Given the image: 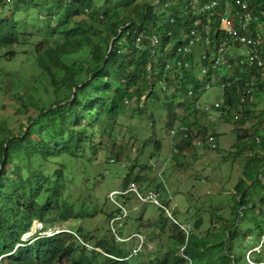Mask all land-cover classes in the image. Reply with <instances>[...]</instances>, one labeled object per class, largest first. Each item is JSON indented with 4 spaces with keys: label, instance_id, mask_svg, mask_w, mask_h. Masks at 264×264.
<instances>
[{
    "label": "trees",
    "instance_id": "obj_1",
    "mask_svg": "<svg viewBox=\"0 0 264 264\" xmlns=\"http://www.w3.org/2000/svg\"><path fill=\"white\" fill-rule=\"evenodd\" d=\"M112 1L108 0L102 6L98 0H48L41 5L36 4V0H0V50L13 47L20 40L21 21L14 17L16 12L9 17L4 15L6 9L14 7L21 12L34 8L35 11L41 10L47 15V19L43 21H34L31 18L29 24L37 27L38 21L43 22V26L37 30L39 38H44L47 44L44 47L38 43L35 53L37 64L46 74L51 88V97L40 102L44 104L42 107L40 103L32 102L33 98L28 96V100L24 101L25 97L18 94L21 102L16 115H27V124L18 122L16 130L5 121L0 125V264H65L66 260L69 261L68 264H131L130 259L139 255V251L136 255H131L136 246L129 250L124 247L125 244H119L112 234L93 235V249H87L74 235L68 233L50 237H39L36 234L27 240L22 236L34 229L35 221L43 222L44 227L55 222H66L68 227L78 232L75 229L77 222L73 221H79L86 216L93 217L91 214L75 213L74 204L65 199L66 161L82 159L87 150L97 156L102 149L97 140L98 136L103 134L107 142L110 141L117 119L130 106H134V112L139 116L148 115L153 120L154 115L150 113L152 109L147 103L161 100V95L166 99L168 97V103L173 105L168 110L170 131L177 122L178 126L185 124L191 128L199 123L201 118L198 116L205 118L204 111L197 106L199 97L207 91L204 86L228 83L226 78L213 82L206 75V79L202 78L200 83L194 82L192 89L182 97L179 96V102H174L178 86L185 80L197 78L191 70L184 67H176L175 72L174 68L165 71L166 60L170 55L158 54V61H155L152 54L154 47L149 38L154 33L164 36L171 27L174 28L173 34H176L180 27L190 25L189 17L183 12L188 0L181 1L179 6L175 4L174 8L171 7V2L161 0L158 5L164 10L161 14H156L155 7H151L157 0L141 5L138 0H126L114 8L108 4ZM249 1L253 13L260 9L264 11V0ZM167 3L170 6H166ZM171 18L175 19L174 23H171ZM260 22L264 23V16ZM214 24L218 25L216 21ZM139 36L143 37L141 47L137 46ZM114 38V45L109 52L111 40ZM159 48L161 50L162 47ZM259 50L264 58V35ZM174 51L173 47L171 57H174ZM87 52L85 60L76 56V59L68 61L69 57L77 53ZM15 55L14 50L6 53L8 58ZM204 64L209 65L206 60ZM261 70L263 73L264 65ZM236 74L241 80L233 83V79L232 87L226 88L224 92V101L232 105L235 111L239 107L246 82L257 77L258 90H263L261 86L264 85L259 80V71L253 67L243 70L237 67ZM161 80L167 83L166 89L160 85ZM111 81L116 82L120 89H115ZM156 85L159 87L158 93L155 92ZM199 85L203 88H199ZM168 90L173 91L170 97L166 95ZM45 91L48 92V89ZM144 96H147L145 105L142 100ZM247 103L249 104V99ZM31 107L38 113H31ZM176 109L187 111L189 115H179ZM242 114L238 122L244 124L251 112L243 111ZM192 115L196 117L194 123L189 122ZM233 115L232 118L235 117L234 113ZM256 118L254 131L264 128V111L260 118ZM198 128L204 134L208 130L202 125H198ZM262 135V140L255 143L259 154L255 153L245 164V175L248 167L249 171L254 168L256 180L264 179V133ZM192 139L191 134L187 138L180 137L181 143L177 147L179 154L184 148L193 147ZM242 140L239 135L237 145ZM240 153L241 150L237 151L235 156ZM256 161L262 164L254 166ZM135 169L136 164L130 166L123 190H127L132 183L138 187L148 183V191L160 192L162 204L165 205L168 195L163 196V191H159L161 186L149 189L154 182H150L147 176L134 177ZM246 181H249V186H246ZM254 186V180L245 178L239 181L236 186V196H240L237 201L239 205L231 209L233 219L210 231V235L217 230L224 233L225 241L218 244L222 249L221 253L227 252L223 264H250L238 257L232 244L236 241L244 244L247 238H252L256 243L264 237V217L260 216L261 212L264 214V190L258 198L253 199L248 195L247 187L251 189ZM246 208H251L249 210L254 218L253 227L241 229L239 218L246 216ZM201 225L200 219L195 226L200 228ZM83 239H86L85 236ZM176 240V245L171 249L161 251L160 255H154L146 261L144 258L137 264H194L195 259L202 258L208 252V237L199 238L191 231L187 234L183 232ZM95 247H100L105 252H100ZM182 248L183 253L180 254ZM73 252H77V255L73 256ZM156 257H159L158 262ZM239 258L241 262L238 261Z\"/></svg>",
    "mask_w": 264,
    "mask_h": 264
},
{
    "label": "rangeland",
    "instance_id": "obj_2",
    "mask_svg": "<svg viewBox=\"0 0 264 264\" xmlns=\"http://www.w3.org/2000/svg\"><path fill=\"white\" fill-rule=\"evenodd\" d=\"M47 1L36 0V4L41 5ZM107 1L98 0L102 6ZM125 1L113 0L108 4L109 7L114 8ZM155 1L138 0V4L154 3ZM164 1L171 2V7L174 8L175 4L179 6L181 1L187 0ZM163 11L162 6H155L154 12L156 14H161ZM13 12H16L14 17L17 21H21L19 25L20 40L13 47H5L0 50V125L5 121L8 126L16 130L19 125L18 122L28 123L27 115H16L17 107L21 102L18 100V94L25 97L24 101H27L29 96V98H33L32 102L40 103L42 99L51 97V88L46 74L37 64L35 53L38 43L44 47L47 44L44 38H39L37 30L43 26V22L38 21L37 27L29 24L31 18H34V21L36 19L43 21L47 19V15L45 16L41 10L35 11L34 8L29 11L18 12L14 7L6 9L3 14L9 17ZM260 30L264 35V23ZM172 42L174 44L175 40ZM12 50L16 52L15 57H6V53ZM76 56L85 60L88 52L87 54L77 53L69 57L68 61L76 59ZM262 59L264 62V58ZM155 60L157 61L158 58ZM201 68L202 66L192 71L197 80L194 78L191 81L185 80L178 86V94L174 98V102H179V96L182 97L185 92L192 89L195 86L194 82L200 83L203 78ZM221 72L227 73L228 69L222 67ZM259 80L264 82L262 70ZM111 83L115 89H120L116 82L111 81ZM46 88L49 93L45 91ZM261 88L263 90L257 89L253 92L249 104L245 106V111H250L251 115L245 119L244 124L234 122L230 118L229 120L222 119L220 126H212L209 123V133H214L219 140V150L217 151L211 150L208 145L206 147L195 146L191 142L193 147L184 148L179 154L177 147L181 140L179 137L171 135V125L168 124V110L170 107L172 109L173 105L168 103V97L166 99L161 95V100H153L147 103L148 107L152 109L150 113L154 115L153 120L148 115L139 116L136 114L132 105L126 113L117 119L110 141L107 142V138L105 139L103 134L98 136L97 140L102 149L97 156L87 150L82 159L66 161L67 168L64 172L66 179L65 199L70 204H74L75 213L93 215V217L86 216L79 221H73L77 222L75 229H78L80 238L83 239L85 236L86 239L83 241L87 249H92L89 246L94 244L93 235H114L112 232L108 233L111 231V220L109 219H111L113 212H121L119 207L122 205L129 211L127 210L128 217L124 219L125 221L123 220L119 234L128 237L140 233L142 240L139 244V238L134 237L123 243L126 245L124 247H128L129 250H132L134 246L140 250L137 257L130 259L131 264L140 263L144 258L146 261L154 255H160L161 251L171 249L176 245V239L180 234L183 232L187 234L191 231L196 233L199 238L208 237L210 241L207 254L202 258L195 259L194 264L225 263L227 252L221 253L222 249L218 245L225 241L224 233L217 230L210 235V231L218 229V226L221 227L228 223L227 220L233 219L231 209L239 205L237 201H239L240 196H236V186L241 179L254 180L255 186L251 189L247 187L248 195L253 199L258 198L264 190V179L256 180L257 174L254 168L249 171L248 167L245 175V164L251 156L257 153L258 149L255 143H257V139L262 140L264 133V128L254 131L253 126L256 123V117L260 118L264 111V85ZM155 92H159L158 85L155 86ZM172 94V90H168L166 93L169 97ZM222 97L223 90L219 83H216L199 97L197 106L201 109L206 104L214 105L216 102L222 101ZM142 100L143 105H145L147 96H144ZM43 105L40 103L41 107ZM174 106L177 107V104ZM30 110L31 113H38L33 107ZM181 111L177 110L179 115H182ZM184 117L187 116L184 115ZM198 118H201L199 121L205 123L206 118L201 116ZM189 122L191 121L189 120ZM175 127L178 128V122ZM194 127L195 125L191 129L193 130ZM239 135L243 140L237 145ZM157 141L161 144H158ZM239 150H241L240 155L235 156ZM134 164H136L134 177L147 176L150 182H154L149 189H156L160 185L159 191H163V196L168 195L170 197L165 198L167 200L165 205L168 206L173 217L178 221L177 225L165 210L152 203L140 201L135 193L124 197L115 194L123 191L124 180L128 175L130 166ZM253 164L259 166L262 163L256 161ZM147 166L150 168L145 169ZM246 183V186H249V181ZM148 185L147 183L139 186V190L143 194L148 193ZM249 209L251 208L244 210L246 216L239 218L238 224L241 229L253 227L254 218ZM260 216L264 217L263 212ZM200 219L202 225L200 228H196L195 224ZM55 224L67 227L66 222H55ZM35 225L38 226L37 221H35ZM181 226L188 230L184 231ZM74 236L80 242L76 234ZM260 239L258 241L259 244L263 243L262 248L260 245L255 246L258 241L255 243L252 238H247L244 244L241 243L242 241L234 242L232 244L233 251L238 252L239 256H236L245 259L250 264L257 262L264 264L262 261V258L264 260V237ZM183 249L179 251L180 254L183 253ZM244 252H246L245 255ZM72 255L76 256L77 252H73ZM155 260L158 262L159 257H156ZM238 261L241 262V259L239 258ZM68 263L69 261L66 260L65 264Z\"/></svg>",
    "mask_w": 264,
    "mask_h": 264
},
{
    "label": "built area",
    "instance_id": "obj_3",
    "mask_svg": "<svg viewBox=\"0 0 264 264\" xmlns=\"http://www.w3.org/2000/svg\"><path fill=\"white\" fill-rule=\"evenodd\" d=\"M166 6H170V4H166ZM183 12L189 17L190 25L180 27L176 34H173L174 28L171 27L166 30L164 36L160 33H154L149 38L154 47L152 51L154 59L158 58V54L169 53L170 56L166 60L165 71L174 68L173 72H175L176 67H184L193 71L195 68L202 66L201 72L204 79H206V75H209V79L213 82L226 78L228 83H223L220 86L223 90L222 101L216 102L214 105L206 104L202 106L201 110L204 111L206 118L205 123L199 121L193 130L184 124L179 125L178 128L174 125L171 135L187 138L191 134L193 136L191 142L195 146L206 147L208 145L211 150H217L219 140L216 135L209 133V130L205 134L202 133V129H199L198 125L209 128V123L212 126H220L222 119L226 120L229 117L234 122H238L242 117V112L245 111V106L248 104H246V101L248 99L250 101L253 92L258 89L257 77H253L245 83L239 107L236 111L232 105L224 101V92L226 88L232 87L233 83L241 80L236 74L237 67H240V70L255 68L259 71L260 79L261 68L264 65L259 50L262 45V34L260 32L262 23L260 20L264 16V11L260 9L253 13L250 10L249 0H188L183 7ZM170 21L174 23L175 19L171 18ZM214 21L218 25L214 24ZM173 40L176 42L175 46ZM142 42L143 37L139 36L137 46L141 47ZM160 46L162 47L161 50ZM173 47L175 48L174 57H171L170 52ZM205 60L209 65L204 64ZM222 67H226L228 72L222 73ZM233 79L235 81L232 83ZM160 85L163 89L167 88V83L162 80ZM204 87L210 89L212 86L207 84ZM199 88L203 87L199 85ZM237 92H239V89H237ZM229 113H231L230 116ZM233 113L235 114L234 118L231 117L234 116ZM181 114L188 116L189 112L181 111ZM189 120L194 123L195 116H190ZM131 193H135L140 201L152 203L165 210L174 223L178 224L169 208L162 204V194L160 192L149 191L143 194L139 187L132 183L127 190L115 194L127 196ZM119 209L121 212H115L111 219V227L116 234H118L119 227L123 226V220L128 217V211L122 205ZM181 227L184 231L188 230L184 226ZM66 231L69 230L66 229ZM135 236L141 238L139 234Z\"/></svg>",
    "mask_w": 264,
    "mask_h": 264
},
{
    "label": "clouds",
    "instance_id": "obj_4",
    "mask_svg": "<svg viewBox=\"0 0 264 264\" xmlns=\"http://www.w3.org/2000/svg\"><path fill=\"white\" fill-rule=\"evenodd\" d=\"M218 150V149H217ZM124 197V196H123ZM120 210V209H119ZM115 212H118V211H115ZM115 212H113V214H112V217H111V219L113 218V216H114V213ZM38 222V226L36 227V225H35V227H34V229H35V231H33V230H31V231H29V232H31V234L29 235V236H27L25 239L23 238V236H22V238L24 239V240H27V239H29V238H31L33 235H36V234H38L39 235V237H50V236H54V235H56V234H59V233H68V234H72V235H75L76 234V236L80 239V243L82 244V245H84L85 247H86V244L84 243V241H83V239L82 238H80V236H79V234H78V232H76L75 230H73L72 228H70V227H66V226H64V225H56L55 223V225L54 224H52L51 226L49 225L48 227H44V225H43V222H41V221H37ZM110 226H111V224H110ZM121 228L122 227H119V229H118V234H116L114 231H113V229H112V227H111V232L112 233H114V238H115V240L118 242V243H124V242H127V241H129V240H131V239H133L134 237H136L135 235L136 234H133V235H131V236H128V237H124V236H122L121 234H119V231L121 232ZM182 228V227H181ZM66 229H68L69 231H66ZM55 230H57V232H55ZM60 230V231H59ZM28 233V232H27ZM33 233H35V234H33ZM26 234V233H25ZM137 234H139L140 235V233H137ZM75 237V236H74ZM76 238V237H75ZM136 238H138V237H136ZM261 240V239H260ZM250 241V240H249ZM142 242V240H141V238H139V244ZM89 243V242H88ZM138 244V245H139ZM262 242L259 244H257V245H255L256 247L258 246V245H260V247L262 246ZM94 244L92 245L91 244V246H89V247H91L92 249L94 248ZM87 248V247H86ZM95 249H97L98 251H100V252H105L103 249H101L100 247H95ZM134 249V248H133ZM137 251H140V250H137V246L135 247V249L132 251V254L131 255H136V253H137ZM133 252H135V253H133ZM129 257H131V256H129ZM256 264H262V263H260V262H257Z\"/></svg>",
    "mask_w": 264,
    "mask_h": 264
},
{
    "label": "water",
    "instance_id": "obj_5",
    "mask_svg": "<svg viewBox=\"0 0 264 264\" xmlns=\"http://www.w3.org/2000/svg\"><path fill=\"white\" fill-rule=\"evenodd\" d=\"M161 2V0H157L155 4H153L151 7H155V6H158L159 3ZM119 36V35H118ZM117 36V37H118ZM116 37V38H117ZM114 41H115V38L111 40V43H110V48H109V52L111 51L113 45H114ZM31 234V232H28L26 234H24L23 238L25 239L27 236H29ZM183 252V251H182Z\"/></svg>",
    "mask_w": 264,
    "mask_h": 264
},
{
    "label": "bare ground",
    "instance_id": "obj_6",
    "mask_svg": "<svg viewBox=\"0 0 264 264\" xmlns=\"http://www.w3.org/2000/svg\"><path fill=\"white\" fill-rule=\"evenodd\" d=\"M250 2V1H249ZM261 31V30H260ZM262 34V33H261ZM171 71V70H170ZM116 196V195H115ZM170 198V197H169ZM114 200V199H113ZM112 202V201H111ZM120 203V202H119ZM166 207H168V206H166ZM118 208V207H117ZM128 210V209H127ZM129 211V210H128ZM109 220H111V219H109ZM125 221V220H124ZM127 223V222H126ZM126 226V225H125ZM144 247V246H143Z\"/></svg>",
    "mask_w": 264,
    "mask_h": 264
},
{
    "label": "crops",
    "instance_id": "obj_7",
    "mask_svg": "<svg viewBox=\"0 0 264 264\" xmlns=\"http://www.w3.org/2000/svg\"><path fill=\"white\" fill-rule=\"evenodd\" d=\"M146 240H147V238H146Z\"/></svg>",
    "mask_w": 264,
    "mask_h": 264
}]
</instances>
